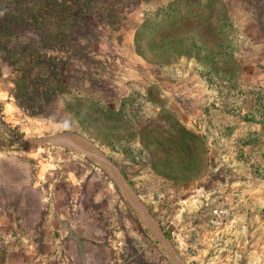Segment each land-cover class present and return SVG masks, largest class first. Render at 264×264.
I'll use <instances>...</instances> for the list:
<instances>
[{
    "label": "rangeland",
    "instance_id": "374dc122",
    "mask_svg": "<svg viewBox=\"0 0 264 264\" xmlns=\"http://www.w3.org/2000/svg\"><path fill=\"white\" fill-rule=\"evenodd\" d=\"M0 264H264V0H0Z\"/></svg>",
    "mask_w": 264,
    "mask_h": 264
},
{
    "label": "trees",
    "instance_id": "16d2710c",
    "mask_svg": "<svg viewBox=\"0 0 264 264\" xmlns=\"http://www.w3.org/2000/svg\"><path fill=\"white\" fill-rule=\"evenodd\" d=\"M29 25L33 26L34 28L35 25L34 23H29ZM53 68H54V65H53ZM47 78H46V81H43L44 83H46V85H48V87H44V91H49L51 92L52 94H55L57 93V90L59 88V85H58V80H56V74L54 72H48L47 74ZM24 75H23V72H22V75L20 76V78H22ZM27 79V77H25V80ZM44 86V85H43ZM20 87L28 90V94L31 96V97H39L40 95H38L39 93L35 91V88H34V84L33 83H28V85L26 84H22ZM160 159H163L161 157H159ZM164 160V159H163ZM164 161H157V158H153V159H150V168L151 170L156 173V174H159L160 172L156 169V166L159 165L160 163H163ZM160 175V174H159Z\"/></svg>",
    "mask_w": 264,
    "mask_h": 264
},
{
    "label": "built area",
    "instance_id": "2783aa9c",
    "mask_svg": "<svg viewBox=\"0 0 264 264\" xmlns=\"http://www.w3.org/2000/svg\"><path fill=\"white\" fill-rule=\"evenodd\" d=\"M219 213H220V211H218V210H216V209L213 211V214H214V215H218Z\"/></svg>",
    "mask_w": 264,
    "mask_h": 264
}]
</instances>
